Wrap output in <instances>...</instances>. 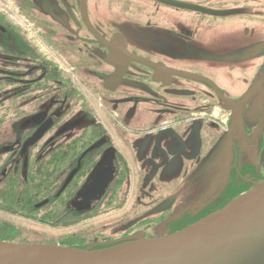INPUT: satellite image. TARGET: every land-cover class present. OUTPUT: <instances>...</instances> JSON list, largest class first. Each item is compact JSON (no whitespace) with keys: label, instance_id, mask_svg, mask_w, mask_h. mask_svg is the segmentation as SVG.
I'll return each mask as SVG.
<instances>
[{"label":"flooded vegetation","instance_id":"obj_1","mask_svg":"<svg viewBox=\"0 0 264 264\" xmlns=\"http://www.w3.org/2000/svg\"><path fill=\"white\" fill-rule=\"evenodd\" d=\"M263 181L264 0H0V214L60 205L100 250Z\"/></svg>","mask_w":264,"mask_h":264},{"label":"water","instance_id":"obj_2","mask_svg":"<svg viewBox=\"0 0 264 264\" xmlns=\"http://www.w3.org/2000/svg\"><path fill=\"white\" fill-rule=\"evenodd\" d=\"M102 169L95 168L73 200L79 212L90 211L108 187L109 179L100 182ZM0 264H264V181L217 213L166 237L136 238L100 250L0 241Z\"/></svg>","mask_w":264,"mask_h":264},{"label":"rangeland","instance_id":"obj_3","mask_svg":"<svg viewBox=\"0 0 264 264\" xmlns=\"http://www.w3.org/2000/svg\"><path fill=\"white\" fill-rule=\"evenodd\" d=\"M41 214H43V212L37 215L39 216ZM0 221H6L15 226L19 234L18 240L13 243L18 244L43 243L59 245L64 244L66 240H69L70 238L75 237L80 239V236L90 235L92 232V225L86 223L81 225L75 224V226L65 228L57 224H51L49 221L39 222L37 219L33 220L27 217L24 220L15 214H0ZM77 244L82 247L83 242L77 241Z\"/></svg>","mask_w":264,"mask_h":264},{"label":"trees","instance_id":"obj_4","mask_svg":"<svg viewBox=\"0 0 264 264\" xmlns=\"http://www.w3.org/2000/svg\"><path fill=\"white\" fill-rule=\"evenodd\" d=\"M37 214H40L37 212ZM37 221H49L51 224H57L62 227H71L74 226V223L71 221V219L68 217L67 214H65L62 211V208L60 205H57L54 208H49L46 211L43 212L41 215H37ZM18 234L19 232L16 230L15 226L12 224H4L0 223V241H6V242H16L18 240ZM77 239L70 238L69 240H66L64 244H59L66 247L71 248H78L83 249L81 246L76 247ZM20 242V241H19ZM22 243V242H20Z\"/></svg>","mask_w":264,"mask_h":264}]
</instances>
